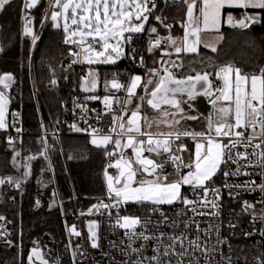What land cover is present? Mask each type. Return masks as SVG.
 <instances>
[{"label": "built area", "instance_id": "built-area-1", "mask_svg": "<svg viewBox=\"0 0 264 264\" xmlns=\"http://www.w3.org/2000/svg\"><path fill=\"white\" fill-rule=\"evenodd\" d=\"M44 1L45 6L38 19L39 23L32 16H25L22 23V36L29 41L31 46L30 84L32 97L38 106L39 112L41 110L39 105L44 103V98L38 84L34 52L36 53L40 47L45 31L51 22L52 12L62 11L61 7L54 6V0ZM172 1L175 0H155L156 7L149 14L144 31L132 34V40L129 43L130 56L125 65L129 75L126 79H119V83L127 85L130 78L136 75L137 70L143 68L141 57L145 44L156 39L161 40V45L154 47L155 49H161L169 44L171 39L168 38H172L177 31L176 25L169 23L164 17L167 6ZM148 8L152 9L151 3L148 4ZM156 17L161 19L157 20ZM28 20H31L32 32L37 37L35 42H33L31 35L24 34V27ZM153 27L163 30L165 34L152 33L151 29ZM89 43H91L90 39ZM68 45L73 51H79L77 45ZM73 59H76V57L70 53L66 54L58 62L57 69L65 74L78 72L81 80L82 77H88L87 70L91 67L85 65L82 59L80 63L69 67L68 65ZM210 72L209 70L207 73L210 74ZM161 74H164L163 71H161ZM196 74L193 72L191 76ZM176 78L186 77L182 73H178ZM212 84L213 88L220 87L222 81L218 79L215 82L212 81ZM48 87L53 88V84L49 83ZM109 96L113 99L111 111L105 106L103 99L99 101L98 99H90L86 95L72 93L64 101L62 113L56 117L52 116L44 103L51 130L47 131L42 120L40 121V136L43 139L44 148L39 157L45 159L48 163L47 169L52 178L53 193L57 197L59 192L55 182V171L47 138L54 137L61 148V137L63 135L61 128L63 127L71 129V134L83 135L88 138L91 135L93 136L92 129L99 130L95 133L98 138L108 134L112 135L113 140L121 137L116 134L121 131L118 126L115 133H110L109 129L113 126V116L124 117L127 93L122 88L119 91L110 90ZM18 129L19 131H17ZM233 131H244L245 137L242 143L237 144V147L232 149V153L235 154L237 151L246 152L249 154L248 160H239V164L232 163L231 160L222 163L221 180L216 185L208 187L209 189H219V194L216 195L210 190L207 195L209 201L207 206H203L201 203L185 205L179 201L168 206L138 203L133 207H128L122 202L117 205V199L106 193L104 199H100L91 206L86 207L74 195L70 213L67 217L62 214L66 241L70 251V264H134L137 260H143V264H150L144 258L156 255L154 249L157 248H159L160 253H163L166 246L172 243L170 238L173 237H180L183 240V247L179 241L176 242L175 251L178 253L187 249V254L181 258L171 254L170 251L169 256L161 255L162 264H197V262L198 264H261V261H264V219H261L262 214H264V192L260 190L258 185L264 183V167L260 166L258 154L264 152V143H261L264 136L259 135L260 128L257 126L256 138L252 139L251 144L245 147L247 138L253 135L252 129H234ZM26 133L21 111L17 108L10 109L7 126L0 129V140L5 137L12 144L20 141ZM140 139L146 140L147 137L140 136ZM222 139L224 143L229 142V137ZM232 139H236V137L233 136ZM171 140L172 150L176 156L181 157L182 162L172 161L169 158L172 153L168 152L157 154L145 151L143 153L145 157L152 159L157 164H163V168L158 169V173L161 178L167 176L168 182L179 179L182 174L190 170L186 165H191L194 162L187 145L179 144L174 136ZM257 143H261L260 149L254 147ZM179 145L184 146L183 151L177 150ZM111 152L116 154L108 155ZM117 156L118 150L115 145L113 143L107 144L103 153L105 163L102 176H104L107 169L112 168L109 165L115 164ZM233 158L236 159L235 155H233ZM248 161H251V164ZM177 164L180 165L179 168H177ZM240 165L243 167H240L238 175H224L225 172H236ZM0 180L5 181L0 184V217H2L0 219V264H4V256L13 248L15 237L14 223L5 215L4 210L8 205L15 204L14 194L19 187L16 186L17 182L13 179L10 182L9 177ZM250 181H255V185L248 184ZM238 185L240 187H237ZM181 193L182 196H186L193 201L203 199V192L200 188H185ZM213 200H215L217 207L212 206L211 201ZM245 201L254 207L245 210ZM59 203L62 205L60 199ZM102 205H109V207L105 208ZM193 208H195V211L192 210ZM201 212L206 214L199 215L198 213ZM241 214L243 215L241 216ZM237 215L243 220L241 236L238 235L239 221ZM123 216L139 217L141 224L137 226L136 231L143 232L144 235L150 236L152 239L148 241L143 239L130 241L128 236L125 235V229L117 225V219ZM89 222H97L99 225V243L96 250L91 247ZM73 226L76 231L80 232L79 236L71 232ZM197 238H199L198 243L201 248L193 250L189 241L197 240ZM129 243H131L132 248H142V251L139 254L132 252L131 248L128 247ZM151 264H155V262H151Z\"/></svg>", "mask_w": 264, "mask_h": 264}, {"label": "snow or ice", "instance_id": "snow-or-ice-1", "mask_svg": "<svg viewBox=\"0 0 264 264\" xmlns=\"http://www.w3.org/2000/svg\"><path fill=\"white\" fill-rule=\"evenodd\" d=\"M39 0H25V8L30 9L34 7ZM187 4V18L190 31L186 30L183 37L182 45L175 47V53L179 55L182 51L188 53H195L197 51V44L199 43V33L202 30L211 31L219 30V26L222 22V11L225 8H241V9H262L264 10V0H184ZM11 0H0V11H2L6 5L10 4ZM152 4V9L148 8V4ZM199 5V6H198ZM54 6L61 7V12H52L51 19L58 21L61 17L64 20V31L66 33L65 43L77 45L79 51H71L70 54L76 57L69 63V67L73 64L83 62L92 65L96 63L114 64L116 61L124 55V45L131 43L132 34L141 33L144 31V25L149 19V14L156 7L155 0H54ZM70 12V14H69ZM198 12V15L195 13ZM160 20V17H156ZM70 20L72 28L68 21ZM226 22L232 27L247 28L250 24L258 23L259 17L257 15L245 14L239 21H234L232 15L226 17ZM202 25V27H201ZM167 27V25H166ZM157 29L153 27L152 33H156ZM24 34L31 35L33 42L37 37L33 34L31 28V20H28L24 27ZM190 37L194 38L189 43ZM89 39L91 43H89ZM168 39H172L169 37ZM172 44L176 45V41L172 40ZM161 40L149 41L148 51L151 52L154 47H159ZM215 51V48L212 49ZM2 51V49H0ZM134 51V50H133ZM170 55V53H166ZM143 61V57H141ZM173 66L175 62H172ZM149 73L153 77H158L155 81L148 79L143 81L139 75H134L130 78L127 85L121 84L117 79L113 78L111 81L105 83V87L111 85L112 89L119 91L124 89L127 93V101L130 103L131 99L136 96L137 88L143 87L146 93V103L152 109L162 111L165 116L180 115L182 119H198L196 116H184V108L182 101L178 98L179 95H187L188 99H194L195 96L201 93L208 97H213L211 103L213 106L218 101L225 102L224 106L218 109L221 122L216 123L209 118L208 128L206 132H189L184 131H172L168 133H160V136L166 137L165 139H156L151 132L142 131L143 125L140 121L142 119L140 114V105L132 111L127 121L124 122L123 116H113L112 127L109 129L110 133H115L117 126L121 130L116 133L118 136H127V140L122 144L121 139L113 140L111 134L104 135L99 138V142L95 136L98 129H92L93 139L92 143L97 146H107L109 143H113L117 150L121 148H131L135 159H124L121 153V158L116 160L115 164L109 165V167H115L119 170V177L116 178V183L121 184V178L123 183L120 187H114L113 177L107 176L108 191L110 194L115 195L117 199V205L121 202H136V203H150V204H173L176 201H181L185 205H194L201 203L203 206H207L209 201L207 200L208 192L211 190L214 194H219V189H209L207 182L211 181L217 171L220 169L222 163H226L231 160L232 163L239 164V160H248V153L235 152L232 153V149L237 147V144L242 143L245 137L244 131H233L234 129L251 128L253 135L247 138V143L251 144L252 139L256 138V128H260V136H264V68L260 69L259 74H246L243 73L240 68H235L232 65H227L219 69L216 73L218 79L222 81V86L213 88L212 82L209 80V73H197L195 76H187L186 78L177 79L175 74L169 70V68L163 69V75L158 69H149ZM89 76L92 77L90 87L84 88L85 91L94 90L96 88L97 80L95 74L89 72ZM12 76L6 74L4 77H0V84H3L4 88L9 87V83L12 81ZM85 82L88 81V77H82ZM55 84V81H52ZM149 91L148 85H153ZM199 85V89L197 86ZM90 99H99V97L93 96ZM141 101L145 100V96L140 97ZM103 103L109 111L112 110V97H103ZM8 104V98L3 91H0V129L5 128V109ZM162 105H167L175 108V113H168L166 110H162ZM234 106V112H233ZM229 117L234 122H230ZM147 127H151V124L147 122V117H143ZM179 120L173 119L172 123L179 124ZM161 123H168L167 120L161 121ZM75 127V126H73ZM171 127V124H169ZM78 131L80 129H77ZM19 131V129L17 130ZM215 132L217 137H229L228 143H223L220 140H215L211 136V132ZM133 133L146 136L147 139H136ZM177 140L181 136H192L193 138H204L202 142L196 144L195 160L193 164L186 165L190 170L180 176L179 179L172 182H168L167 176L160 177L158 169L163 168V164H157L152 159H149L143 155L145 151L156 152L161 154L163 152L172 153L169 157L172 161H181V157L176 156L172 150V137ZM236 139H232V137ZM11 142V141H9ZM264 143V140L261 141ZM261 143L254 145L256 149L261 148ZM178 151H183L184 146L179 145ZM115 152L108 153V155H115ZM255 154V153H253ZM19 155V153H17ZM235 155L236 159L233 158ZM260 160V166L264 167V152L258 154ZM30 157L29 159H33ZM251 164V161H248ZM138 165L139 167H134ZM177 164V168H179ZM240 165L236 172L228 173L224 175H238L240 172ZM142 177L147 174L154 177L153 179H140L136 181L137 174ZM247 174V173H245ZM25 175H28L26 172ZM11 182V178H9ZM5 181L0 180V184ZM137 186H133V185ZM248 184L255 185V181H250ZM190 185L193 188H200L203 192V199L200 201H193L186 196H182L181 186ZM19 187V182L16 183ZM237 187H240L239 185ZM260 190L264 192V183L258 185ZM213 207H217L215 200L211 201ZM107 208L109 205H102ZM115 206V205H113ZM98 207V206H97ZM245 210L253 208L254 206L247 201L244 202ZM195 211V208L192 209ZM91 212V210H90ZM199 215H205L206 213H198ZM2 219V217H0ZM261 219H264L262 214ZM141 224L139 217L123 216L117 219V225L125 229V235L128 236L130 241L134 239H143L145 241L151 240L152 237L144 235L143 232H137L136 228ZM94 225L89 226L90 239L92 240L91 247L95 248L98 245L95 242L96 233L93 231ZM197 227H199L197 225ZM218 231V230H217ZM71 232L79 236L80 232L76 231L75 227L71 229ZM172 243L168 244L163 253H160L159 248L154 249L157 253L152 257H145L150 264H162L161 255L169 256L171 254L178 257H184L187 254V249L181 252L175 251V244L180 242L183 247V240L180 237L170 238ZM197 240L189 241V244L193 247V250L201 248V245ZM132 252L139 254L142 248H132L131 243L128 245ZM205 251H207L205 249ZM33 257L40 260V264H47L42 257V254L36 249H32L31 254L28 257L29 264H32ZM134 264H143V260H137ZM198 264V262H197ZM264 264V261H261Z\"/></svg>", "mask_w": 264, "mask_h": 264}, {"label": "trees", "instance_id": "trees-1", "mask_svg": "<svg viewBox=\"0 0 264 264\" xmlns=\"http://www.w3.org/2000/svg\"><path fill=\"white\" fill-rule=\"evenodd\" d=\"M45 1L41 0L39 5L30 10L25 8V0H11L0 11L1 49L0 52V73H14L15 83L9 89L11 105L10 109L17 108L21 111L24 119L26 135L15 143H10L5 137L0 140V179H14L19 170L14 167V161L28 159L29 178L24 184L19 183L18 191L14 194L15 204L8 205L4 213L14 223L15 237L14 245L4 256V264H26V258L32 248L39 247L46 259L58 264H70V254L65 248V231L63 215L67 217L73 205L74 195L79 202L86 207L106 197V188L102 176L105 159L104 147H97L90 143L88 137L71 134V129L63 127L61 137V148L54 137L47 138L50 157L55 171V182L59 196L53 193L52 178L48 173L45 159L39 157L44 148L43 139L40 136L41 123H44L47 131L51 125L46 107L52 116L56 117L63 111V103L72 93L92 97V94L84 93L81 90L82 80L78 72L65 74L57 69L60 59L73 49L66 44V34L62 30H55L50 22L45 31L40 47L35 54L36 73L39 88L44 98V103L38 106L32 97L29 78V41L22 36V23L25 16H32L37 19L42 14ZM187 4L184 0L170 2L165 11L169 23H173L183 32L187 26L186 22ZM232 13L237 20L244 17L249 11L226 10ZM261 20L253 23L247 28L223 27V40L214 52L200 50L194 54L181 53L179 55H163L169 51V45L161 48H153L148 51L149 43L145 44L142 57L143 68L137 70V75H146L149 69L158 65L163 67L167 63L170 70L174 68L172 62L180 63L176 74L182 73L184 77L195 73L210 72L213 82L218 78L216 73L220 68L232 65L240 68L246 74H259L264 68V11L259 12ZM156 33L165 34L163 30ZM130 44L124 45V55L121 61L113 66H100V87L98 93L99 101L110 95V90L105 83L113 78L126 79L128 71L126 62L130 56ZM169 58V59H170ZM151 77L150 74L147 75ZM158 77H154L155 81ZM52 81L56 83L53 84ZM52 83L53 88L48 84ZM3 88L0 86V91ZM143 87L139 89L143 94ZM191 102V106L183 104L187 116H196L198 119H182L175 126L176 130L189 132H206L209 118L213 119L214 106L210 102L213 97H200L189 100L187 97H179ZM142 114L151 121L159 119L157 110L149 105H144ZM186 144L190 155L193 154L195 142L190 139L180 141ZM19 153V155H17ZM21 172V171H19ZM18 172V173H19ZM31 172V173H30ZM13 177V178H12ZM47 188L44 189V187ZM211 187V186H210ZM62 202V208L55 205L57 199ZM135 205H128L133 207ZM243 214H241L242 216ZM243 220L239 218L238 235L241 236Z\"/></svg>", "mask_w": 264, "mask_h": 264}, {"label": "rangeland", "instance_id": "rangeland-1", "mask_svg": "<svg viewBox=\"0 0 264 264\" xmlns=\"http://www.w3.org/2000/svg\"><path fill=\"white\" fill-rule=\"evenodd\" d=\"M41 0H39V2H40ZM29 2H30V0H29ZM39 2L34 6V7H32V8H30L29 9V11L30 10H32V9H34L37 5H39ZM69 14H70V12H69ZM51 23H52V25H53V28L55 29V30H62L64 33H65V31H64V20H63V18L61 17L58 21H53L52 19H51ZM68 23H69V25L72 27V28H75V26L74 25H71V22H70V20L68 21ZM250 25H252V24H250ZM144 29H145V25H144ZM142 33V32H141ZM66 34V33H65ZM172 40H175L176 41V45H173L172 44ZM178 44H179V37H174V39L172 38L171 39V41H170V44H169V47H168V49H170V51H172V53H175V47L176 46H178ZM30 49H31V46L29 47V61H30ZM36 51V50H35ZM1 52V51H0ZM181 53H187L188 54V52H181ZM34 54H36L35 52H34ZM122 58H123V55L121 56V58H119L117 61H116V63L117 62H119V61H121L122 60ZM170 58V57H169ZM169 58H167L168 60L166 61V63L164 64V65H162L163 67H160V66H156V65H154L155 67V69H158V70H160V72L161 71H163V69L164 68H169L168 67V65H167V63H169L170 61H171V58L169 59ZM34 59H35V57H34ZM85 65H87V66H90L91 68H89L88 70H87V76L90 78L87 82H83L82 81V85H81V90L84 92V93H87V94H92L93 96H95L94 94H96V93H98V91H99V87H100V75H99V72H98V68L100 67V66H113V65H115L116 63H114V64H111V63H108V64H104V63H96V64H92V65H89V64H87V63H85V62H83ZM153 68V69H154ZM170 70V69H169ZM89 72H92V73H94L95 74V77H96V80H97V84H96V88L94 89V90H90V91H85L84 90V88H87V87H90V84H91V80H92V77L91 76H89ZM147 72H149V70L147 71ZM148 74H150V73H148ZM148 74H146V75H140L139 74V76H141L142 77V80L143 81H147L148 79H153L154 80V77L153 76H151V77H149L148 78ZM137 75V74H136ZM29 78H30V73H29ZM15 81H16V79H15ZM152 87H154V84L153 85H148V89H149V91L152 89ZM107 89H109V90H115V89H112L111 88V85L109 84L108 85V87H106ZM139 89L140 88H137V90H136V96H134L132 99H131V102H130V106H129V108H127V110L125 111V113H126V115H131V113H132V111H134L135 109L133 108V107H136L137 105H140V108L142 109L143 108V106L144 105H147V103H146V99H147V96H146V93L145 92H143V94H141L140 95V93H139ZM3 92H4V94H5V96L8 98V104H7V106H6V109H5V124H6V126H7V123H8V119H9V110H10V105H11V100H10V94H9V89H3L2 90ZM92 96V97H93ZM141 96H145V100L144 101H141V99H140V97ZM97 97V96H96ZM109 97H111V96H109ZM179 98V97H178ZM127 99H128V97H127ZM181 99V98H180ZM182 101H186V100H184V99H181ZM183 104L184 105H187V106H191L192 104H191V102L190 101H187V103H182V107H183ZM132 107V108H131ZM184 108V107H183ZM141 109H140V111H141ZM162 110H166L168 113H175L177 110L175 109V108H173V107H171V106H167V105H162ZM185 113H187V110H185L184 109V116H185ZM158 114H159V122L156 124L157 126L158 125H162V127H160L159 129L160 130H163L162 132L164 133V132H167V127H169V124H171V127H169L168 129L171 131H173L174 129H175V125H177V124H175V123H172V121H173V119H175V120H179V121H181L182 120V118H181V116L180 115H176L175 117H173L172 115H168V116H165V115H163L162 114V111H158ZM230 119H231V117H230ZM164 120H167L168 121V123H161V121H164ZM219 120H220V122H221V119H220V116H219ZM217 123V121L215 120V122H214V125ZM166 128V129H165ZM213 137V136H212ZM97 138V140H98V142H99V138L98 137H96ZM166 137H164V138H162V139H165ZM92 139H93V136L91 135V136H89V140H90V143L92 144V145H94V146H97L96 144H93L92 143ZM199 142H202V141H199ZM198 143V142H197ZM196 143V144H197ZM97 147H103V146H97ZM121 150V149H120ZM119 150V151H120ZM162 151V150H161ZM120 157V156H119ZM119 157H118V159H119ZM121 158V157H120ZM29 161H31V159L30 160H28L27 158L26 159H24V160H22V159H19V160H17V158H16V161H14V167H15V169L16 170H19V171H21V172H17V174H15V176H14V179L16 180V181H18L19 183H21V184H24L25 182H26V180L29 178V167H31L30 166V162ZM136 167H139L138 165H135ZM28 173V175H25V173ZM188 172V171H187ZM186 172V173H187ZM31 173V172H30ZM106 173H107V176H112L113 177V185H114V187H120L121 185L120 184H117L116 183V178L117 177H119V170L117 169V168H115V167H112V168H109L106 172H105V174H104V180H105V187H106V190H107V193H108V195H110V197H112V198H116L115 197V195H114V193L113 194H110L109 193V191H108V180H107V176H106ZM13 178V177H12ZM147 179V178H146ZM215 184V179H213V180H211L208 184H207V187H212L213 185ZM134 186H137V185H134ZM183 189H185V188H189V187H191L190 185H182L181 186ZM45 188H47V186H45L44 187V189ZM57 199V198H56ZM178 202H179V200H178ZM122 204H124V205H135V204H138V203H136V202H132V201H129V202H126V203H124V202H122ZM150 204V203H149ZM55 205H57V206H59L60 208H62V205L59 203V199H57L56 200V202H55ZM157 205H159V204H157ZM237 219H238V221H239V217H238V215H237ZM66 238V237H65ZM65 248H67V250H68V252H69V254H70V251H69V247H68V244H67V241H65Z\"/></svg>", "mask_w": 264, "mask_h": 264}, {"label": "crops", "instance_id": "crops-1", "mask_svg": "<svg viewBox=\"0 0 264 264\" xmlns=\"http://www.w3.org/2000/svg\"><path fill=\"white\" fill-rule=\"evenodd\" d=\"M189 2H190V0H189ZM199 6V5H198ZM226 10H241V11H245V12H247V11H249V13H247V15H257L258 17H259V21L261 20V14L259 13V12H262V11H264V10H262V9H241V8H235V7H233V8H225L223 11H222V22H221V24H220V26H219V30L218 31H216V30H211V31H205V30H202L198 35H199V43L197 44V51L195 52V53H197L198 51H200V50H206V51H210V52H214L212 49L213 48H215V50L218 48V46L221 44V42H222V40H223V35H222V29H223V27L225 26V27H231V25L230 24H228L227 22H226V17L228 16V15H232L233 16V18H234V21H237V19L235 18V16L232 14V13H227V15H225V11ZM196 15H198V12H196L195 13ZM147 24V22L145 23V28H146V25ZM177 27V26H176ZM201 27H202V25H201ZM186 30H188V31H190L191 29L188 27V25L186 26V28L184 29V31L181 33V32H179V28L177 27V31L174 33V35L172 36V38L174 39V37H179V44H178V46H180V45H182V42H183V37H184V35H185V31ZM192 39H194V38H191V39H189V43L191 42V40ZM171 41V40H170ZM169 44H170V42H169ZM168 44V45H169ZM124 50H125V48H124ZM169 52H170V54L172 53V51H170V49H169ZM173 55H177L176 53H172ZM181 54V53H180ZM188 54H194V53H188ZM127 101V100H126ZM224 103L225 102H221V101H218L217 102V104L214 106V114H213V119H212V121L213 122H215V120L217 121V123H219L220 122V120H219V116H220V114L218 113V109L220 108V107H222V106H224ZM130 103H126L125 104V109H124V122H126L127 121V119H128V117H129V115H126V113H125V111L127 110V108H129V105ZM132 108V107H131ZM134 109H136L137 108V106L136 107H133ZM141 109V108H140ZM141 111H142V109H141ZM140 111V114H141V117H142V119H141V121H140V123H141V125H143V127H142V131H146V132H151V133H153L154 134V138H156V139H162V138H164V136H160L159 134L160 133H163L162 131L163 130H160L159 128L160 127H162V125H156L158 122H159V119L158 120H156V121H151L148 117H147V122L148 123H150L151 124V127L149 128V127H147L146 126V124H145V121H144V119H143V117H146V115L144 116L143 114H142V112ZM233 112H234V106H233ZM229 120H230V122H234L232 119H230V117H229ZM176 126V125H175ZM169 127H167V132H164L165 134L166 133H168V132H172V130L170 131L169 129H168ZM173 131H176V129H174ZM133 135L136 137V139H138L139 140V137L141 136V135H138V134H135V133H133ZM211 136H213V139H215V140H220V141H222L223 143H224V141H223V139L222 138H224L223 136H221V137H217L216 136V134H215V132L213 131V132H211ZM118 139H121V141H122V144L123 143H125L126 142V140H127V136L125 135V136H123V137H119ZM184 139H190V140H192V141H194L195 142V144H194V150H193V154H191L190 156L195 160V152H196V143L197 142H199V141H202L204 138H201V137H196V138H193L192 136H181L180 137V139L178 140V143L180 144V141H182V140H184ZM181 144H183V143H181ZM184 145V144H183ZM186 145V144H185ZM104 148L106 147V146H103ZM188 147V146H187ZM189 149V148H188ZM161 152H163V151H161ZM121 153L123 154V158L124 159H135V157H134V155H133V150L131 149V148H121V150L119 151L118 150V156H117V160H118V157L120 156L121 157ZM153 153H156V152H153ZM190 153V152H189ZM120 157H119V159H120ZM134 167H136L135 165H134ZM108 170V169H107ZM106 170V171H107ZM221 174H222V164L220 165V169L217 171V173L215 174V176L212 178V180L213 179H215V184L214 185H216L220 180H221ZM142 178H144V179H146V177L145 176H141L139 173L137 174V176H136V181L138 182L140 179H142ZM147 179H149V178H147ZM103 180H104V176H103ZM210 182V181H209ZM209 182H207V184L209 183ZM123 183V179L121 178V184ZM120 184V185H121ZM104 185H105V180H104ZM135 185V184H134ZM133 185V186H134ZM213 185V186H214ZM192 187V186H191ZM106 188V187H105ZM182 190H183V188L181 187V192H182ZM106 192H107V190H106ZM116 199V198H115ZM178 201H176V202H174V203H177ZM173 203V204H174ZM144 204H149V203H144ZM151 205H157V204H151ZM160 206H168V205H172V204H159Z\"/></svg>", "mask_w": 264, "mask_h": 264}, {"label": "water", "instance_id": "water-1", "mask_svg": "<svg viewBox=\"0 0 264 264\" xmlns=\"http://www.w3.org/2000/svg\"><path fill=\"white\" fill-rule=\"evenodd\" d=\"M237 21H239V20H237ZM186 22H187V25H188V18H187V13H186ZM188 27H189V25H188ZM190 28V27H189ZM236 28H240V27H236ZM1 31H2V29H1V27H0V49H1ZM192 37H190V39H191ZM166 53H170L169 51H164L163 52V55H165V56H169L168 54H166ZM180 67V63H176V66H174V68L172 69V70H170V71H172L174 74H175V72H176V70L178 69ZM6 74H10L11 76H12V81L11 82H8L9 83V87L8 88H4L3 87V84H0V86H1V88H3V89H10V88H12V86L14 85V83H15V75H14V73H2L1 75H0V77H4ZM175 77H176V74H175ZM209 80L211 81V77L209 76ZM212 82V81H211ZM197 88L199 89V85L197 86ZM181 96H184V97H187V95H179L178 97H181ZM205 95H203L202 93L200 94V95H197V96H195V98L194 99H198V98H200V97H204ZM188 98V97H187ZM194 99H191V100H194ZM158 171V170H157ZM146 178H149V179H153L154 177H152V176H148L147 174H145L144 175ZM90 225H94V227H93V231H95V233H96V236H95V242H96V244L98 245V243H99V225H98V223L97 222H89L88 223V229H89V226ZM92 241V240H91ZM36 248V247H35ZM98 248V246L97 247H95L94 249L96 250ZM32 249H34V248H32ZM32 249L29 251V253H28V255H27V258H26V264H29V260H28V257H29V255L31 254V251H32ZM41 254H42V257H43V259L45 260V261H47V264H58V263H51L48 259H46L45 258V256H44V253H43V251L41 250V249H39V248H36ZM32 264H40V260H38V259H36V257H33V262H32Z\"/></svg>", "mask_w": 264, "mask_h": 264}, {"label": "flooded vegetation", "instance_id": "flooded-vegetation-1", "mask_svg": "<svg viewBox=\"0 0 264 264\" xmlns=\"http://www.w3.org/2000/svg\"><path fill=\"white\" fill-rule=\"evenodd\" d=\"M37 248H39V247H37ZM40 249V248H39ZM27 263V262H26Z\"/></svg>", "mask_w": 264, "mask_h": 264}]
</instances>
